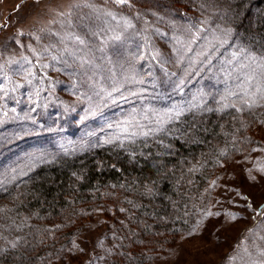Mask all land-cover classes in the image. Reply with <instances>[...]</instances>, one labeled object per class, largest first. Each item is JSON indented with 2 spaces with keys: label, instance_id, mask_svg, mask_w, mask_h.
Returning a JSON list of instances; mask_svg holds the SVG:
<instances>
[{
  "label": "rangeland",
  "instance_id": "1",
  "mask_svg": "<svg viewBox=\"0 0 264 264\" xmlns=\"http://www.w3.org/2000/svg\"><path fill=\"white\" fill-rule=\"evenodd\" d=\"M211 1L172 0L171 4L165 5V0H155V2L132 0L135 9L141 10L144 14L142 20L133 22L136 23L137 29H141L145 26L144 21H148L151 25L148 34L152 33L153 28H159L162 33H166L165 37L152 35L151 38L156 48L171 56L170 37L175 33L183 36L185 40L190 39V36L184 32V26L190 21L199 23L206 19L208 23L202 25L204 29L217 27L215 21L218 19L215 13L218 10L214 11L211 8L209 4ZM74 2L75 0H0V24L7 21V26L0 28V52H2L0 62H5L10 56L19 57L23 54L33 59L35 63L37 58L32 56L27 46L31 45L37 52L50 44L61 48L63 45L60 43V36L70 31L84 35L94 46H98L106 36L113 35L111 32H105L99 37L89 36L83 23H88L94 30H99L104 27L103 21L93 19L82 22L81 17L90 15L92 10L87 7L73 9ZM91 2L98 8L123 13L126 16L134 14V10L128 6L105 4V0H91ZM174 6L187 13L176 14ZM149 9L157 12L163 19H157ZM220 9L226 12L224 8ZM70 12L74 14L69 15ZM69 19L72 20L74 27H69L67 23ZM112 26L115 27L114 21ZM55 33H59L60 36ZM201 35L211 38L208 31ZM37 36L41 37L40 41L36 40ZM17 40L20 41L19 44L16 43ZM66 43L69 47H73L71 41ZM205 44L204 39H197L192 45L193 52L190 55L194 56ZM226 47L228 45L219 48L211 63L226 57L232 51ZM56 48H50V52L57 54ZM127 48L135 52V47L131 43ZM127 54L126 48L111 42L104 53L114 61L117 58L123 61ZM96 55L99 57L101 53ZM69 60L71 61V58ZM41 62H47L53 66L37 70L38 75L44 78L42 81L44 90L39 97L32 95L30 99L33 86L25 84L22 77L12 76L11 82L0 77V85H3V90L0 91V96L3 97L0 100V118L5 120L3 124H0V181L3 182L4 188L13 184L15 179L24 176L21 172H30L28 169L30 164H34L35 167L39 163H52L51 161L60 154L91 149L103 144L100 141L114 131L105 127V121L122 120L131 109H139L141 103L149 105L145 103L146 100L141 101L137 98H129L128 101H118L115 104L109 102L108 107L102 109L104 120L99 116H89L81 120L80 117L86 114L88 102L80 94L85 92L90 94V89L88 82H82L86 80L82 74L70 78L68 73L78 71V65H74L73 69L58 71L57 69H61L62 65L52 62L47 56ZM96 63L101 64L102 67L97 70L93 79L99 80L104 87L111 90V81L103 77L108 75V68L112 65L99 58ZM146 63L147 61H140L136 67L144 72L145 69L142 66ZM218 66L219 64H197L190 78L191 83L194 84L197 81V85L194 89H189V92L185 91V99H191V94L197 89L213 93L222 90L224 84L218 82L216 75ZM168 67L177 70L174 64ZM117 72L119 73V69ZM197 72L199 75L195 74ZM89 74L91 75V72ZM74 79L78 84L77 89L72 88ZM219 79L222 80L223 77L220 76ZM39 83V81L34 82L36 85ZM15 84H20L21 87L13 92L11 89ZM128 89L135 91L136 87L126 85L125 91ZM152 92L153 89L149 87L144 95L149 96ZM172 96L164 105L162 102L158 103L168 107L177 100L172 99ZM185 99L182 98V101ZM98 103L99 100H93L94 105ZM45 104L46 107L43 106ZM66 105L74 106L76 110L66 111ZM152 105L160 108L153 103ZM209 106H214L211 99H209ZM33 108L35 111L30 112ZM11 109H15V112ZM25 113H29L31 118L13 119L17 116L22 117ZM227 114L235 113L234 110L231 112L229 110ZM144 115H147L148 119H144ZM204 115H207V112ZM238 115L239 120H242L238 123L240 126L234 125L229 131L233 143H230L225 150H221V154H224L222 160L212 170L204 187L196 193L195 202L188 201V204H181V214L187 226L180 229V232L167 236L165 231L156 232L153 227L151 230L144 227L136 230L132 224L127 227L130 231L126 229V232L130 233L125 237L122 228L128 225L126 221L131 217V214H126L127 219L123 217L126 210L120 211V209H125V205L93 201L79 207L82 216L77 214L68 218L65 223L49 224L56 227L72 221L79 227L73 230V233H71V227L63 228L64 234L58 232V236L54 238L62 235L60 238L63 252L47 253L42 257V264H115L117 259L124 258L130 260L129 264H253V261L259 264V261L264 260V256L260 255L264 250V239L261 238L264 237V216L256 215V210L264 204V173L259 171V168L264 167V107L253 109L252 113L244 112ZM137 119L141 124L146 125L145 131L148 127L155 126V118L150 112L139 113ZM135 130L140 131L139 128ZM174 131L173 135L176 134ZM89 133H95V135L91 136ZM56 144L61 146V150L56 147ZM126 153L129 154L128 151ZM133 160L134 157L131 156L130 161L133 162ZM23 183L27 182L23 181ZM244 196L249 200L242 199ZM249 201L252 203V210L244 206ZM135 209L134 211L137 212L138 209ZM208 212L213 215H207ZM228 213H239L240 216L233 221ZM12 216L0 219V222L4 221L2 236L7 238L0 239V246L7 251L22 248L27 240L26 234L20 231L24 225L22 220L18 218L14 220ZM23 217H27L24 219L26 221L29 219L26 215ZM247 229H253V231L249 233ZM189 232L192 234L188 235ZM53 236L54 234H51V238ZM17 238L22 239L16 248H12L9 242H16ZM48 239H45V242H48ZM73 243L76 247H73ZM134 244L140 248V257L134 256V247H136ZM3 254L5 255L2 253L0 256Z\"/></svg>",
  "mask_w": 264,
  "mask_h": 264
},
{
  "label": "trees",
  "instance_id": "2",
  "mask_svg": "<svg viewBox=\"0 0 264 264\" xmlns=\"http://www.w3.org/2000/svg\"><path fill=\"white\" fill-rule=\"evenodd\" d=\"M165 1V5L172 2ZM209 4L214 11L218 10L216 26L233 30L235 39H230V44L237 40L248 44L253 35L264 37V0H212ZM173 9L176 14L187 13L178 7ZM259 48L260 45H254L253 51ZM219 63L217 59L211 65ZM169 70L177 71L170 67ZM157 75H160L158 70ZM196 85L197 81L192 84L189 79L183 91L177 92L172 99H177L175 103L182 102L188 90ZM145 103L163 107L165 102L160 105L146 100ZM232 115L186 113L166 125V133L137 137L134 143L126 142L123 148L118 144H101L60 154L52 163H39L13 184L0 187V219L12 215L14 220L21 219L24 225L20 231L27 236L22 248L9 249L0 256L1 264H42V257L47 253H62V235L54 237L63 228L71 227L73 233L79 226L72 221L59 227L50 226L51 223L62 224L71 216H82L79 207L93 201L125 205L123 217L127 219L126 214H131L126 221L129 226L122 228L125 237L130 233L126 232L127 227L132 224L136 230L153 227L156 232L165 231L167 236L180 232L187 226L181 204L195 202L196 193L222 160L221 150L233 143L229 131L234 125L239 127L242 120L235 122ZM56 147L61 150V146L56 144ZM23 215L29 219L24 220L27 217ZM3 223L0 222V234L4 231ZM51 234H54L52 238ZM134 245V256L140 257V248ZM129 262L124 258L117 259L115 264Z\"/></svg>",
  "mask_w": 264,
  "mask_h": 264
},
{
  "label": "snow or ice",
  "instance_id": "3",
  "mask_svg": "<svg viewBox=\"0 0 264 264\" xmlns=\"http://www.w3.org/2000/svg\"><path fill=\"white\" fill-rule=\"evenodd\" d=\"M108 3L118 6H128L134 10V14L133 16H126L123 13L98 8L91 0H75L72 5L73 9L87 7L92 10L90 15L81 17L82 22L93 19L103 21L104 27L99 30H94L90 24L83 23V27L87 29L89 36L99 37L105 32L113 33L111 36H106L98 46L90 44L84 35L74 31L67 32L63 36L55 33V35L60 36V43L63 47L56 48V45L50 44L45 45L37 52L36 49L29 45L27 47L32 52V56L37 58L36 62L34 63L33 59L23 54L19 57L10 56L5 62H0V77L9 80V82H11L12 76L22 77L25 84L33 86V92L30 94L31 99L32 95L39 97L40 93L44 90L42 83L44 78L38 75L37 70L48 69L53 66L47 62H41L45 56L52 62H58L62 65L61 69H57L58 71L73 69L74 65H78V71L74 70L68 74L70 78H75L82 74L86 78L82 82H88L90 89V94L88 92L80 94L88 102V107L85 109L86 114L82 115L80 119L85 120L89 116H99L104 120L102 109L108 107L109 102L115 104L118 101H128L129 98L155 102L170 100L172 95L183 91L197 64L211 65V61L219 48L228 45L232 51L226 57L220 58L218 73L216 74L218 82L224 84L222 90H217L213 93L197 89L196 92L191 94V99H185L180 103H172L168 107L158 108L141 103L139 109H131L122 120L115 122L105 121V127L114 131L107 138L100 141V143L118 144L119 147L123 148L126 142L134 143L137 137H148L165 132L167 130L166 125L179 120L186 113H192L196 116L205 112L227 113L229 110H234L235 114L232 115V119L237 120L240 118L238 115L240 113H252L253 109L264 107V37L253 35L249 39L248 44H243L240 40H237L234 44H230V39H235L231 28L222 29L217 25L215 29L206 30L202 27V25L208 23L206 19L201 20L199 23L190 21L184 26V32L190 36V39L185 40L183 36L174 33L170 37L172 54L168 56L155 47L151 38L152 35L165 37L167 36L166 33H162L159 28H153L152 33L148 34V29L151 25L146 20L144 21V28L137 29L136 23L133 21L142 20L144 14L141 10L135 9L132 0H105V4ZM72 14L74 13H69V15ZM151 14L156 16L157 19H163L155 11H151ZM113 21L115 22V27L112 26ZM67 23L69 27H74L71 19ZM6 26L7 21L4 24H0V28ZM205 31L210 32V39L208 36L201 35ZM35 38L37 41L41 40L40 36ZM197 39H204L206 44L202 45L201 50L197 51L193 56L190 53L193 52L192 45L196 43ZM67 41H71L73 47H69L68 43H66ZM110 42L126 48L128 54L123 61L119 58L114 61L112 58L104 55ZM16 43L19 44L20 41L17 40ZM129 43L134 45L135 52L127 48ZM254 45H260L259 50L253 51ZM50 48H56L57 54H52ZM96 53H101V55L97 57ZM0 55H2V52H0ZM69 58H71V61ZM98 58L112 65V67L108 68V75L103 77V79L111 81V90L104 87L99 80L93 79L97 74V70L102 67L101 64L96 63ZM140 61H147L142 66L145 69L144 72L139 71L136 67ZM172 64L175 65L178 71L169 70L168 66ZM117 69H119V73ZM157 70L160 73L159 76L157 75ZM89 72H91V75ZM195 74L199 75L198 72ZM220 76L223 77L222 80L219 79ZM36 81L40 83L38 85L34 84ZM126 85L134 86L136 90L132 91L128 89L125 91ZM144 85H148V87H143ZM20 87V84H15L11 91L15 92ZM149 87L153 89V92L149 96H145L144 94L148 92ZM72 88H78L75 79ZM2 90L3 85H0V91ZM2 99L3 97L0 96V100ZM94 99L99 100V103L94 105ZM209 99L214 104L213 107L209 106ZM43 106L46 107L47 105ZM65 108L69 112L76 110L74 106L69 107L66 105ZM11 111L15 112V109H11ZM34 111L35 108L30 109V112ZM141 112L152 113V116L155 118L154 127H148L146 131L144 130L146 125L141 124L140 120L137 119L138 114ZM30 118L29 113H25L22 117H13V119L17 120ZM143 118L148 119L147 115H144ZM4 122L5 120L0 118V124ZM241 126H244L243 123ZM136 128H139L140 131H136ZM89 135L94 136L95 133H89ZM32 167H34V164L28 166L29 171H31ZM259 171L264 173V167L259 168ZM21 175H27V172H21ZM250 178L255 179V177ZM212 183L214 184L215 182L213 181ZM2 184L3 182L0 181V187H2ZM242 199L249 200L246 196L242 197ZM244 206L252 210V203L250 201ZM120 211H125V209H120ZM207 215H213V213L208 212ZM215 215H220V213H215ZM228 215L233 221L240 216L239 213H228ZM256 215L264 216V204L256 210ZM247 231L251 233L253 229H247ZM191 234V232L188 233V235ZM261 238L264 239V237ZM0 239L7 238L0 234ZM21 239L17 238L16 242L10 241L11 247L16 248ZM73 247H76L75 243H73ZM6 251V248L0 246V254ZM245 251L247 250L245 249ZM260 255L264 256V250L261 251ZM253 264H257V262L253 261ZM259 264H264V260L259 261Z\"/></svg>",
  "mask_w": 264,
  "mask_h": 264
}]
</instances>
